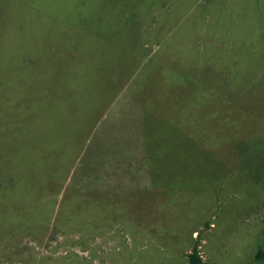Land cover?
Wrapping results in <instances>:
<instances>
[{
	"label": "rangeland",
	"instance_id": "374dc122",
	"mask_svg": "<svg viewBox=\"0 0 264 264\" xmlns=\"http://www.w3.org/2000/svg\"><path fill=\"white\" fill-rule=\"evenodd\" d=\"M194 248L264 264V0H0V264Z\"/></svg>",
	"mask_w": 264,
	"mask_h": 264
},
{
	"label": "trees",
	"instance_id": "16d2710c",
	"mask_svg": "<svg viewBox=\"0 0 264 264\" xmlns=\"http://www.w3.org/2000/svg\"><path fill=\"white\" fill-rule=\"evenodd\" d=\"M188 264H203L196 248L188 255Z\"/></svg>",
	"mask_w": 264,
	"mask_h": 264
},
{
	"label": "crops",
	"instance_id": "0c3cea01",
	"mask_svg": "<svg viewBox=\"0 0 264 264\" xmlns=\"http://www.w3.org/2000/svg\"><path fill=\"white\" fill-rule=\"evenodd\" d=\"M23 81H21L20 83H22ZM37 82V81H36ZM23 83H27V81H24ZM30 83V81L27 83V84H29ZM22 98H23V95H20V96H18V98H16L15 100L16 101H18V100H22ZM1 121H5V119L4 118H2L1 119ZM46 136H47V139H48V137H49V135L46 133Z\"/></svg>",
	"mask_w": 264,
	"mask_h": 264
}]
</instances>
